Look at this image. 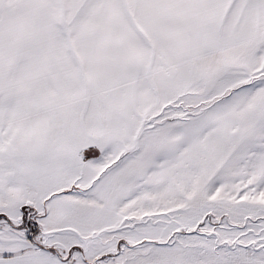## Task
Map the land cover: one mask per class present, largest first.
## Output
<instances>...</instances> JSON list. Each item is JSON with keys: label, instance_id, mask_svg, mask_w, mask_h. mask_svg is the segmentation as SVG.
Wrapping results in <instances>:
<instances>
[{"label": "snow or ice", "instance_id": "snow-or-ice-1", "mask_svg": "<svg viewBox=\"0 0 264 264\" xmlns=\"http://www.w3.org/2000/svg\"><path fill=\"white\" fill-rule=\"evenodd\" d=\"M0 264H264V0H0Z\"/></svg>", "mask_w": 264, "mask_h": 264}]
</instances>
